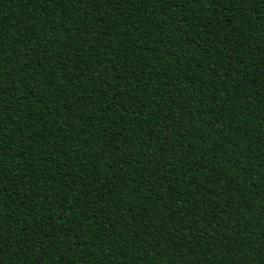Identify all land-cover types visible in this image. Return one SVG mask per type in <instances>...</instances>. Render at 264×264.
I'll return each instance as SVG.
<instances>
[{
	"label": "trees",
	"instance_id": "1",
	"mask_svg": "<svg viewBox=\"0 0 264 264\" xmlns=\"http://www.w3.org/2000/svg\"><path fill=\"white\" fill-rule=\"evenodd\" d=\"M0 264H264V0H0Z\"/></svg>",
	"mask_w": 264,
	"mask_h": 264
}]
</instances>
